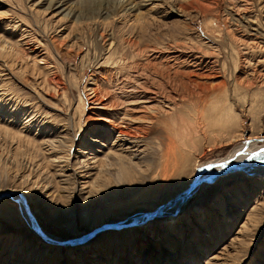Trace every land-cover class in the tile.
Returning <instances> with one entry per match:
<instances>
[{
  "label": "rangeland",
  "instance_id": "374dc122",
  "mask_svg": "<svg viewBox=\"0 0 264 264\" xmlns=\"http://www.w3.org/2000/svg\"><path fill=\"white\" fill-rule=\"evenodd\" d=\"M145 87L158 92L157 122L119 137L108 124L135 113ZM260 137L264 0H0V193L24 196L45 232L87 236L154 211ZM170 141L181 171L145 176ZM251 173L200 182L173 217L71 245L40 238L2 198L0 264H264V173Z\"/></svg>",
  "mask_w": 264,
  "mask_h": 264
},
{
  "label": "bare ground",
  "instance_id": "6f19581e",
  "mask_svg": "<svg viewBox=\"0 0 264 264\" xmlns=\"http://www.w3.org/2000/svg\"><path fill=\"white\" fill-rule=\"evenodd\" d=\"M139 54L141 55V52ZM135 66H136V64H135ZM135 66H134V68H135ZM141 68H143L142 65H141ZM133 71H135V70H133ZM146 82L147 81L143 82V84H146ZM92 92L94 93V95H93L94 98L92 97V101L93 102L94 101L97 102V104L99 105V107H97V108L104 109L106 104H104L103 100L100 99V96H98V95H100L99 93H101V92H99V88L98 87L97 88H92ZM155 92L156 91H152V90L149 91L145 87V90L143 92H139V93H142V94L136 95L135 100L132 101V103H129V104L133 105V108H131V109L134 110L135 113L126 112L127 109L130 108L127 105V106L124 107L123 117L122 118L120 117L121 121L120 122L116 121L117 123H113V124L109 123L108 124V125L113 127L112 129H114L115 133H118L119 137H124V138H128L129 140L136 141L137 138H138L137 137L138 136L137 135L138 130L141 129L143 132H146L145 125H149V123H150L149 126H151V124L153 122H155V121L157 122V120L159 118L158 113L160 112V109L158 107H161V106L158 105V102H160L159 99L157 98V96H158L157 93L158 92L157 93H155ZM161 95H163V94H161ZM136 99H143V101L140 100V103H142V105L138 106L136 103L134 105L135 101H139V100H136ZM115 103H117V102H115ZM151 103L152 104H154V103L156 104L157 103L158 107H156L157 105L154 107ZM112 104L114 105L113 102H112ZM126 107H128V108H126ZM110 108H113V107H110ZM96 112H93V113H94V115L97 116ZM90 113L91 112L89 110L88 116H86V120L90 121L91 123H100V121H99L100 119H97V118L93 117V114H90ZM203 127L198 125V128H200V129L203 128ZM259 139H260V141L262 140V142L264 143V137L257 138L256 139L257 143L260 142ZM70 143H71V141H70ZM92 143H95V142L92 141ZM174 148H175L174 143L172 141H170V144L167 146V151L165 153L164 163L162 165H160V164L150 165L149 164V166L145 169V171L147 173V174H145V176L150 177V176L160 175V176H162V180L161 181L163 182V181H166V179L167 180L171 179L172 175L178 174L181 171V168H178V166H177V161H176V157H175V153H174ZM253 164H255V165L251 169L250 167ZM238 165H241V166L244 167V169H242V172L245 170L247 173L252 172L251 174H253L257 170H259L260 172L264 173V144H262L261 146H257L256 143H253L252 145H246V144L240 145V146L236 147V149L234 151H232L225 159H223V160H221V159L213 160L211 162H208L207 165L204 164L203 167L200 166L197 169V172H196V175H195L194 179L192 180V182L188 186V188H189L192 185V187L190 189L185 188L183 191H181L179 193V195H177L175 198L170 200L171 203L167 204V202H166V204L164 203L163 205H161L163 207L160 206L158 209H156L154 211H151L149 213L158 211L157 214H160L161 215L160 217H162V218L169 217V216L173 217V215H176L178 213V211L180 210V208L183 206V203L186 201L187 197L190 196V195H193L197 191V188H198V186L200 184L204 183L205 180L210 179L214 175V173L225 172L227 170L230 171L231 167L238 166ZM123 167L124 168H121V172H120L121 176H120V178L122 176L125 177V178L126 177H131V173L132 172L130 171L131 169H130L129 165L126 166V167L123 165ZM236 171H240V170H236ZM145 176H143V177H145ZM221 176H223V177H221ZM221 176H220V180L223 179V178L226 179L228 177V175H225V174L221 175ZM106 178H107V181L105 180L106 183L107 182L110 183L109 178L108 177H106ZM126 180H127V178H126ZM131 180L132 179H130V181ZM111 181H112V179H111ZM197 182H201V183L198 184ZM194 183H197V184L193 185ZM105 184L103 185V187H106ZM109 186H110V184H109ZM104 189H106V188H104ZM186 189H188L189 191L188 192L186 191V193L184 195H182V193ZM15 192H16V194H19V195L23 194V192H21L19 190L15 191ZM14 194L15 193L12 192V195L10 196L11 199H13V195ZM71 195L73 196V190L71 191ZM62 198H63L62 196H58L57 200H58L59 204L61 203V201L63 202ZM21 200L25 201L26 207L28 208V205H27V202H26V199H25L24 196H22ZM14 201L18 205V211H19L21 217L23 218L24 222H26L28 227L31 228V223H30V220H29V216H28L27 211H26L27 208L24 205H22L23 203L21 201L20 202L18 200H14ZM28 211L30 212L29 208H28ZM149 213H147V212L137 213L136 215L131 216V217L127 218L126 220L111 221L110 224H112V225H122V226L124 225L123 226V227H125L124 232H127V231H129V228H130L131 224H132L131 226H133V225H135V224H137L139 222H142V219L144 218V215L149 214ZM41 230L44 232L45 236L47 238H49V242H51V241L53 242V240H54V241H56L58 243H62V244L64 243V244H67V245H71V243L73 241L81 242L82 240H85L89 235L91 236L93 233L97 232L95 230L93 233H90L87 236L84 235L83 233H81L76 238H70V237L62 238L60 236H56V235L51 234L49 232H45L42 228H41ZM139 230H140V232H142L141 231L142 228H138V231ZM89 231H91V230H89ZM111 232H114V231L110 230L109 233H111ZM81 236H83V237H81ZM37 241H39V240H37ZM39 242H41L43 245H45L46 248H48V245L46 244L47 242H44L42 240L39 241Z\"/></svg>",
  "mask_w": 264,
  "mask_h": 264
},
{
  "label": "water",
  "instance_id": "95a60500",
  "mask_svg": "<svg viewBox=\"0 0 264 264\" xmlns=\"http://www.w3.org/2000/svg\"><path fill=\"white\" fill-rule=\"evenodd\" d=\"M242 170L244 169L243 166L241 165H238V166H234V167H231L230 171L231 170ZM229 170L225 171V172H217V173H214V175L210 178V179H207L205 180V182L207 181H212V180H215L217 177H219L221 174H224V173H227ZM198 184L200 182H197ZM197 183H194L193 185L197 184ZM192 187V185L188 188L190 189ZM186 189L182 195H184L186 193V191L188 192L189 190ZM12 192L10 191H5V192H2L0 193V199L2 198H8L10 197L12 194ZM21 202L23 203V205L26 207V203L24 200H21ZM27 208V207H26ZM27 214L29 216V220H30V223H31V228L33 229V231L39 235L40 237H42L44 240L46 241H49V238H47L44 234V232L41 230V228L39 227L37 221H36V218L28 211V208H27ZM158 213V211H155V212H152V213H149L147 214L143 219L142 221L144 220H147L148 218L152 217V216H155L156 214ZM132 225V224H131ZM124 226V225H123ZM122 225H112V224H104L102 225L100 228H97L96 231L98 230H101V229H116V228H122L123 227ZM72 243H77L76 241H73Z\"/></svg>",
  "mask_w": 264,
  "mask_h": 264
}]
</instances>
